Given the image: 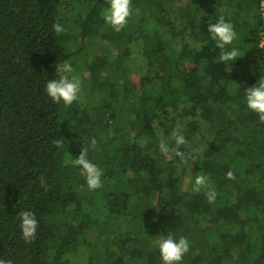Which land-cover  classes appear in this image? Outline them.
<instances>
[{
  "label": "trees",
  "instance_id": "1",
  "mask_svg": "<svg viewBox=\"0 0 264 264\" xmlns=\"http://www.w3.org/2000/svg\"><path fill=\"white\" fill-rule=\"evenodd\" d=\"M259 3L131 0L117 33L108 0H0V259L163 264L155 241L171 235L190 241L180 264H264V123L245 100L264 79ZM221 16L240 52L229 64L207 31ZM63 61L82 82L68 107L45 92ZM177 126L179 151L198 150L187 163L158 147ZM85 148L103 171L94 191L71 162ZM198 174L213 204L192 191ZM22 211L38 221L31 243Z\"/></svg>",
  "mask_w": 264,
  "mask_h": 264
},
{
  "label": "clouds",
  "instance_id": "2",
  "mask_svg": "<svg viewBox=\"0 0 264 264\" xmlns=\"http://www.w3.org/2000/svg\"><path fill=\"white\" fill-rule=\"evenodd\" d=\"M109 7L102 12L104 22L111 26L115 32H120L128 23V18L132 15L131 0H108ZM139 9H137V12ZM53 31L56 34H61L65 28L60 23L52 25ZM207 31L211 38L215 40V46L220 49L219 62L227 63L235 61L240 55L237 48L227 49V45H231L236 40L237 35L234 27L230 22H226L223 16L219 17L216 23L207 25ZM74 68L68 61H63L55 66L56 79L48 80L45 83V92L53 103H63L65 107L73 104L78 100V94L81 91V80L74 74ZM246 106L249 110L256 113L259 121L264 123V79L257 82L256 85L248 88L245 92ZM169 141H174L175 147H170ZM56 147H63V141L57 140ZM187 143L185 137L179 131V126L174 130L168 139L161 138L159 142V150L168 157L170 153H174L179 158L180 163H187L188 159H195L197 149H192L191 154L179 151L180 147ZM90 147L94 150L96 140L90 141ZM88 149L81 150L78 157L71 159L72 165L79 167L81 175L84 176L89 190L94 191L103 187L102 176L103 171L95 163L88 159ZM228 179H234L233 171L226 173ZM42 186L46 185V179L40 178ZM205 191V196L209 204H213L216 200L217 193L215 186L210 184L208 176L198 174L195 177L192 191L200 193ZM20 220V230L22 239L26 243H31L36 238L38 221L32 211H22L18 214ZM158 246L159 254L163 264H180L183 256L189 251L190 241L181 236L178 240L171 235L167 238H162L155 241ZM0 264H13L9 260L0 259Z\"/></svg>",
  "mask_w": 264,
  "mask_h": 264
},
{
  "label": "built area",
  "instance_id": "3",
  "mask_svg": "<svg viewBox=\"0 0 264 264\" xmlns=\"http://www.w3.org/2000/svg\"><path fill=\"white\" fill-rule=\"evenodd\" d=\"M259 12L262 22V30L260 31V40L258 46L264 48V0H260Z\"/></svg>",
  "mask_w": 264,
  "mask_h": 264
}]
</instances>
